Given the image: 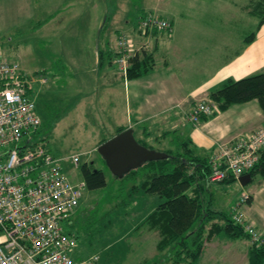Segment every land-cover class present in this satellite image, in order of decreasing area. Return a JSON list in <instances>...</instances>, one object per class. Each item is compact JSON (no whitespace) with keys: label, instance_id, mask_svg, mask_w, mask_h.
<instances>
[{"label":"rangeland","instance_id":"374dc122","mask_svg":"<svg viewBox=\"0 0 264 264\" xmlns=\"http://www.w3.org/2000/svg\"><path fill=\"white\" fill-rule=\"evenodd\" d=\"M203 1L209 2V0ZM202 2L188 0L189 4L199 9L204 5ZM178 3L186 4L187 0H23L18 4L19 8L17 6L15 8L20 17L19 26H16L17 21L14 22L13 16L15 6L12 5V0H0V55L8 60H15L21 70L27 74L35 72L47 78L39 87V93L35 86L33 89L37 93L35 91L33 93L32 90L31 94L35 101L36 113L41 119L34 142L44 145L51 154L60 159V164L72 181L81 178L83 161H90L95 168H101L106 176L107 183L104 187L96 189L85 187L78 211L71 220L72 224L65 226L66 232L75 234V248L69 253L74 260L87 258L89 254L96 253L100 255L99 264L150 263L148 249L142 242L143 230L135 229L146 211L147 202L143 199L145 196L138 191L134 197H131L134 201L122 207L119 204L120 198L126 194L132 179L126 178L122 181L111 174L96 150L97 143L110 137L111 133L108 132L104 117L98 113L99 86L97 83H92L95 77L89 67L92 62V48L88 46L91 36L95 33L94 36L99 40L102 48L106 47L114 51L118 32L131 37L136 46L140 43L137 41L139 35L134 33L139 11L148 5L151 8L157 6L177 8ZM147 13L161 17L154 11ZM169 23L168 30L160 31L166 36L172 26L171 22ZM131 27L134 32L126 31ZM181 29L182 36L186 39H189V36L183 34L184 32L189 33L190 38L195 35L194 32L188 31L186 25ZM197 30L204 31L201 24ZM216 30L221 32L219 25H216ZM222 31L225 33L224 25ZM249 31L247 30L245 34ZM215 36L213 34V38ZM207 40L208 48L216 44L215 41ZM221 42L223 40H218L217 43ZM206 57L214 56L205 53V57L200 56L199 59L205 60ZM211 59L209 66L212 68L222 62V56L217 55L214 60ZM70 64L75 69H70ZM113 65L117 67L115 62ZM40 75L36 79H39ZM70 77L77 84L63 83ZM122 88L121 92H123ZM67 92L71 96L67 97ZM201 99L216 104V101L208 95L197 100ZM157 141L151 142L154 149L175 150L174 140L169 143ZM219 144H215L210 152L209 161ZM171 153L181 156V153L176 151ZM72 154L80 155L77 164L71 162ZM258 177L261 178L258 173L255 174L246 185H241L238 180L231 183L211 181L203 191L204 202L231 214L241 195L244 192L248 193L246 200L240 201L239 206L236 207L248 220L245 212L257 209L264 200L263 185L256 186ZM230 203L232 205L228 208ZM258 223L264 229V218L261 217ZM237 239L242 240L236 241L239 245L248 242L241 237ZM221 244L209 250L210 264H246L245 252L239 249L233 251L235 250L233 248L224 251L220 247ZM232 247H235V244H232ZM155 259L160 261L158 253Z\"/></svg>","mask_w":264,"mask_h":264},{"label":"crops","instance_id":"0c3cea01","mask_svg":"<svg viewBox=\"0 0 264 264\" xmlns=\"http://www.w3.org/2000/svg\"><path fill=\"white\" fill-rule=\"evenodd\" d=\"M22 1L12 0V5L15 6L13 16L14 22L17 21L16 26H19L18 18L20 17L15 8L16 6L19 8L18 4ZM250 1L209 0L206 3L203 1L204 5L199 9L189 4L187 0L186 4L178 3L177 8L170 6L151 8L148 5L147 8L140 10L137 19L147 11H154L171 22L172 26L167 36L160 31L141 34L137 32V29L134 32L133 27L126 29V31L139 35L137 41L140 43L136 46L129 37L132 51L140 52L143 48L151 51L154 57L153 66L147 73L137 78H125V75L114 67L113 58L109 64V52L106 47L100 46L94 33L88 46L92 48V62L89 67L91 74L95 76L92 83H97L99 86L97 89L99 91L98 113L104 117L103 120L107 124L110 135L116 134L118 127L125 129L129 126L132 127L136 139L151 147H153L151 142L157 141V138L159 143H169L174 140L183 146L188 143L189 148L197 155L208 158L215 144L232 141L262 127L264 113L257 99L254 98L246 102L231 104L225 110L215 111L207 118H202L196 126L188 120L190 109L196 104L197 99L207 97L208 92L221 81L229 78L241 79V77L254 73L264 74V21L258 25V18L248 10L247 5ZM200 24L204 29L203 32L197 30ZM184 25L188 27V31L195 33L193 38H190L187 32L183 34L189 36V39L182 36L181 28ZM216 25L220 26L221 32L216 30ZM222 25H224L225 33L222 31ZM247 30L250 31L245 34ZM251 31H254V37L251 42L245 44L243 39ZM213 34L216 35L214 38ZM205 39H210L207 40L209 42L215 41L216 44L208 48ZM218 40H223V42L217 43ZM198 42L201 44H196ZM203 43L206 44L203 45ZM138 46H141V49L136 50ZM99 51H103L101 59H99ZM205 53L214 57L222 56V62L215 68L210 67V59L214 60V57L199 59L200 56L205 57ZM69 68L75 69L71 64ZM37 74L40 75V73ZM37 74L35 72L28 74L31 94L32 90L33 93L36 90L38 92L39 87L47 80L41 75L39 79H36L39 76ZM63 83L77 84L71 77ZM35 86H37L36 90L33 89ZM66 95L71 96L68 92ZM161 134L164 135L163 139ZM258 179L256 186L263 185L264 187V179L259 177ZM144 196L143 199L147 202L146 214L154 209L159 198L155 194H144ZM231 205L232 203L228 208ZM245 214L249 220L246 221L264 237V229L258 223L261 217L264 218V200L257 209L253 211L251 209ZM142 230V242L144 246L146 245L145 248L148 249L151 259L149 264H168L169 261L164 258L160 261H153L157 254L158 235L156 231L149 230L145 226ZM237 240L239 239L228 238L222 234L214 235L205 243L202 255L193 264H210L209 250L221 244V241L220 247L224 251L239 249L245 252V260L248 264L249 240L242 245L236 243ZM232 244H235V247H232Z\"/></svg>","mask_w":264,"mask_h":264},{"label":"built area","instance_id":"2783aa9c","mask_svg":"<svg viewBox=\"0 0 264 264\" xmlns=\"http://www.w3.org/2000/svg\"><path fill=\"white\" fill-rule=\"evenodd\" d=\"M141 34L166 31L167 20L147 13L137 19ZM114 62L125 75L130 56V38L118 32L115 37ZM141 49L138 46L136 50ZM1 53V52H0ZM30 78L15 60L0 55V264H99L100 255L74 260L75 234L66 232L85 190L83 179L71 180L60 159L34 142L41 123L31 97ZM216 104L197 100L188 120L194 126L214 113ZM264 149V128L248 135L222 142L210 157L209 182L249 173ZM71 162L77 164L78 154ZM249 196L243 193V202ZM230 214L254 241L264 238L246 221L237 208Z\"/></svg>","mask_w":264,"mask_h":264},{"label":"trees","instance_id":"16d2710c","mask_svg":"<svg viewBox=\"0 0 264 264\" xmlns=\"http://www.w3.org/2000/svg\"><path fill=\"white\" fill-rule=\"evenodd\" d=\"M247 7L249 12L258 18V25H261L264 21V0H251ZM253 37L254 31H251L243 39L245 44L251 42ZM107 50L110 63L111 58L114 57V51ZM102 56L103 51H99V59ZM129 58L125 74V78L129 79L144 75L154 64L152 52L143 48ZM208 96L216 101L217 109L214 111L225 110L231 104L254 98L257 99L264 113V74L254 73L241 79H225L212 88ZM262 127L264 128V123ZM123 129L124 127H118L117 132ZM103 141L105 139L99 143ZM137 141L152 148L145 142L138 139ZM175 145V150L163 149L168 153L167 158L144 162L119 178L122 181L126 178L132 179L126 194L120 198L119 204L122 207L134 201L131 197H134L138 191L141 195L155 194L159 198L154 209L143 215L135 229H143L145 226L149 230L156 231L158 235L156 253L160 255V260L164 258L169 261L168 264H193L202 255L205 243L217 234L226 235L232 239L241 237L249 240L248 264H264V242L252 240L243 227L233 221L230 214L211 208L210 204L204 202L203 191L210 184L207 181L211 171L209 159L197 155L189 148L188 143L183 146L175 141ZM173 151L181 153V156L171 153ZM258 156V161L249 170L251 180L257 173L264 179V149ZM81 175L80 179L85 181L87 189L104 187L107 183L104 171L101 168L94 170L90 161H83ZM234 180L237 179L228 176L222 179V182L231 183ZM121 190L122 188L119 189Z\"/></svg>","mask_w":264,"mask_h":264},{"label":"water","instance_id":"95a60500","mask_svg":"<svg viewBox=\"0 0 264 264\" xmlns=\"http://www.w3.org/2000/svg\"><path fill=\"white\" fill-rule=\"evenodd\" d=\"M104 163L116 178H122L130 169L141 166L142 163L168 157L166 151L148 148L139 143L133 135L132 127L118 131L116 134L105 138V141L96 146ZM241 185L251 181L250 173L237 177Z\"/></svg>","mask_w":264,"mask_h":264},{"label":"flooded vegetation","instance_id":"af4514ba","mask_svg":"<svg viewBox=\"0 0 264 264\" xmlns=\"http://www.w3.org/2000/svg\"><path fill=\"white\" fill-rule=\"evenodd\" d=\"M91 163V162H90ZM92 164V163H91ZM94 170H95V167H94Z\"/></svg>","mask_w":264,"mask_h":264}]
</instances>
